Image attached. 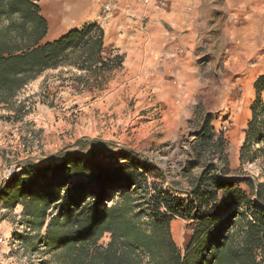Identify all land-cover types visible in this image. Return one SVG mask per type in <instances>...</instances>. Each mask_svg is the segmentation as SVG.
Instances as JSON below:
<instances>
[{
  "label": "rangeland",
  "instance_id": "1",
  "mask_svg": "<svg viewBox=\"0 0 264 264\" xmlns=\"http://www.w3.org/2000/svg\"><path fill=\"white\" fill-rule=\"evenodd\" d=\"M146 1L101 0L95 17L61 34L98 23L110 50L119 48L111 57L105 49L104 58L121 57V68L98 82L75 69L48 70L0 110V233L6 239L0 264H60L39 249L38 239L25 240L45 234L47 223L29 229L23 206L11 209L1 196L26 166L80 157L90 166H129L149 171L150 186L180 198H187L179 193L191 190L210 161L227 165L232 180L259 175L256 164L241 165L240 150L257 98L255 83L264 76V48L261 59L250 57L254 40L264 45V0H189L183 8L170 7L169 0ZM174 12L187 17L176 28L164 21ZM154 21L174 38L154 43ZM208 116L217 136L224 134L223 160L207 157L196 165L197 135ZM238 187L250 192L246 182ZM172 224L184 252L194 222L175 218ZM109 241L106 235L100 244Z\"/></svg>",
  "mask_w": 264,
  "mask_h": 264
},
{
  "label": "trees",
  "instance_id": "2",
  "mask_svg": "<svg viewBox=\"0 0 264 264\" xmlns=\"http://www.w3.org/2000/svg\"><path fill=\"white\" fill-rule=\"evenodd\" d=\"M41 1L0 0V110L48 70L75 69L98 82L122 67L121 57L104 58L106 34L98 23L44 42L49 24ZM255 89L240 161L256 164L257 177L229 179L227 165L210 161L180 198L150 186L147 170L90 166L80 157L26 166L1 196L11 209L23 206L29 229L47 223L45 234L25 240L38 239L56 263L264 264V76ZM224 138L208 116L197 135L196 165L207 157L222 161ZM240 181L250 192L238 187ZM175 218L195 225L184 252L171 232ZM106 235L110 241L100 244Z\"/></svg>",
  "mask_w": 264,
  "mask_h": 264
},
{
  "label": "bare ground",
  "instance_id": "3",
  "mask_svg": "<svg viewBox=\"0 0 264 264\" xmlns=\"http://www.w3.org/2000/svg\"><path fill=\"white\" fill-rule=\"evenodd\" d=\"M100 2L101 0H44L40 2L42 15L49 24L48 39H54L78 23L95 17L99 11ZM108 33L111 35V30ZM263 48L262 42L254 40V43L250 44V57L261 59ZM253 50H255L254 53ZM176 226L175 223L172 224L174 230Z\"/></svg>",
  "mask_w": 264,
  "mask_h": 264
},
{
  "label": "crops",
  "instance_id": "4",
  "mask_svg": "<svg viewBox=\"0 0 264 264\" xmlns=\"http://www.w3.org/2000/svg\"><path fill=\"white\" fill-rule=\"evenodd\" d=\"M188 1L189 0H185V3L182 1V0H169V2H170V7L171 6H174L175 5V3H177V4H179V6H177V4H176V7L178 8V7H181V8H183V7H186L188 4ZM184 3V4H183ZM159 15L157 14V12H156V14L154 15V17H158ZM185 18L187 19V17H186V15H184V12H181L179 15H177V14H175V12L174 13H171V14H168V15H166V16H164V21H168L169 23H170V25L173 27V28H176V25H180L181 23H183V21L184 22H186L185 21ZM156 34H154V37H155V42L154 43H158L162 38H159V37H166V40L169 38V40H172L173 38H174V36L173 35H170V37H168V31L160 24V22H157L156 23V21H154V23H153V29H152ZM48 35L49 34H47V36H46V38L44 39V41H46V42H52V41H54V40H56V39H58L60 36H57L56 38H54V39H48ZM160 35V36H159ZM106 39H107V32H106ZM107 48H109V50H110V48H111V44H107V42L105 41V45H104V50L105 49H107ZM118 48V46H116L115 48H114V50H116ZM174 48L175 47H173V48H171V51L173 52L174 51ZM119 49V48H118ZM160 49H162V47L160 48ZM160 49H158V53L160 54L161 52V50ZM114 50H110V52H109V57H111L112 56V53H113V51Z\"/></svg>",
  "mask_w": 264,
  "mask_h": 264
},
{
  "label": "built area",
  "instance_id": "5",
  "mask_svg": "<svg viewBox=\"0 0 264 264\" xmlns=\"http://www.w3.org/2000/svg\"><path fill=\"white\" fill-rule=\"evenodd\" d=\"M149 2H150V0H147V1H146V3H149ZM1 211H2V212H1ZM1 211H0V213H1V214H0V222H2V221H1L2 218H3V217H2V216H3L2 213H4V210H1ZM5 243H6V239H5L4 235L0 233V245H3V244H5Z\"/></svg>",
  "mask_w": 264,
  "mask_h": 264
}]
</instances>
